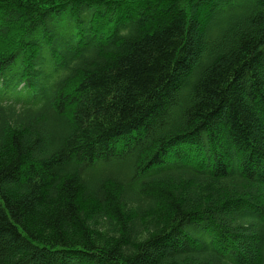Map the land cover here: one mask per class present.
Instances as JSON below:
<instances>
[{"label": "trees", "instance_id": "trees-1", "mask_svg": "<svg viewBox=\"0 0 264 264\" xmlns=\"http://www.w3.org/2000/svg\"><path fill=\"white\" fill-rule=\"evenodd\" d=\"M0 264H264V0H0Z\"/></svg>", "mask_w": 264, "mask_h": 264}, {"label": "rangeland", "instance_id": "rangeland-1", "mask_svg": "<svg viewBox=\"0 0 264 264\" xmlns=\"http://www.w3.org/2000/svg\"><path fill=\"white\" fill-rule=\"evenodd\" d=\"M109 26V25H108ZM105 28V27H104ZM105 29H107V28H105Z\"/></svg>", "mask_w": 264, "mask_h": 264}]
</instances>
